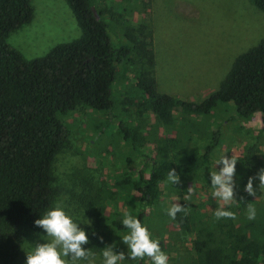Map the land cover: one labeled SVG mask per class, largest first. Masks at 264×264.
<instances>
[{
    "label": "rangeland",
    "instance_id": "1",
    "mask_svg": "<svg viewBox=\"0 0 264 264\" xmlns=\"http://www.w3.org/2000/svg\"><path fill=\"white\" fill-rule=\"evenodd\" d=\"M94 4L106 11L105 19L116 41L129 43L125 33L132 31L136 43L112 87L114 109L110 114L78 105L60 116L64 138L51 166L56 190L53 208L60 206L85 231L94 221L86 213L89 198L97 193L103 197L123 195L125 192L117 189L114 181L137 176L144 164L141 154L154 157V144L162 138H173L179 143L175 152L178 180L161 185L160 198L154 205L140 206L145 214L143 226L151 239L162 243L167 264L191 263L199 227L209 228L216 239L229 242L225 231L234 226L248 241L264 242V188L254 180L256 194L250 196L242 185L264 168V115L232 120L236 117L234 105L219 103L206 116L173 109V124L164 126L137 99L129 104L140 71L154 80L158 94L202 102L218 90L234 60L264 38V12L249 0H94ZM31 6L32 21L7 39L26 60L42 57L54 46L80 37L81 31L65 0H31ZM119 123L143 132L147 140L144 150L123 138ZM219 129V143L210 153L208 164H203L204 148ZM224 155L237 158L233 200L227 204L212 195L210 179V173L223 166L216 161ZM181 167H186L187 172ZM130 197L138 205L139 195L133 192ZM179 202L192 212V232L181 230L168 215ZM108 203L103 222L109 241L106 248L114 254H125L117 264H152L147 256L132 260L123 240L130 231L117 230L110 224L118 212H124L127 206L133 208L134 202ZM250 204L255 209L254 219H248ZM218 209L234 213L235 219L217 218ZM50 241L47 235L38 238L28 233L21 244L22 254L26 256L37 245ZM88 253V258L76 264H102V254Z\"/></svg>",
    "mask_w": 264,
    "mask_h": 264
},
{
    "label": "trees",
    "instance_id": "2",
    "mask_svg": "<svg viewBox=\"0 0 264 264\" xmlns=\"http://www.w3.org/2000/svg\"><path fill=\"white\" fill-rule=\"evenodd\" d=\"M65 1L81 31L80 37L54 46L42 57L26 60L7 39L32 21L31 0H0V264H25L21 250L25 236H46L35 221L53 208L56 190L51 166L64 138L60 116L78 105L110 114L114 109L112 87L136 43L132 31L125 33L129 43L116 41L105 19L106 11L97 9L94 0ZM249 1L264 12V0ZM135 88L129 104L137 99L164 126L173 124V109L206 116L219 103L234 105L236 117L232 120L264 115V38L234 60L218 90L200 103L158 94L154 80L144 71L139 72ZM118 130L138 149L147 146L139 129L119 123ZM219 138L220 129L204 148L203 164H208ZM178 144L173 138H162L154 144V157L142 153L144 164L137 176L114 181L116 188L125 192L123 195L103 197L97 193L89 198L86 213L94 221L85 230L87 251L102 254L108 246L103 224L108 202H134L133 208L127 206L111 221L115 229L130 231L122 224L126 215L140 220L143 226L145 214L140 206L154 205L160 198L161 185L169 180V171L174 170L176 175ZM181 170L187 172L186 167ZM242 185L246 186L245 182ZM133 192L139 195L138 205L130 197ZM177 206L182 211L175 214V219L171 217L172 221L181 230L192 232L191 210L184 202ZM225 238L229 242L216 239L209 228H197L194 258L189 264H264V242L248 241L234 226H228ZM159 246L162 249V243Z\"/></svg>",
    "mask_w": 264,
    "mask_h": 264
},
{
    "label": "clouds",
    "instance_id": "3",
    "mask_svg": "<svg viewBox=\"0 0 264 264\" xmlns=\"http://www.w3.org/2000/svg\"><path fill=\"white\" fill-rule=\"evenodd\" d=\"M216 164L223 166L219 171L214 170L210 173L211 186L213 188L212 195L227 204L233 200L232 181L237 158L235 156L229 158L224 155L216 161ZM168 179L173 182L178 180L174 170L169 171ZM254 180H259L258 187L264 188V168L260 169L255 177H249L244 191L250 196H255L256 194ZM187 191L191 193L192 188ZM185 198L188 199L189 197ZM180 211H182L181 207L173 205L169 209L168 215L175 219V214ZM215 216L217 218L235 219L234 213L220 209L215 212ZM254 218L255 209L250 204L248 207V219ZM35 224L44 229L51 241L37 245L31 253L26 255L25 264H76V261L88 258V251L82 247L88 244L87 233L79 228L60 206L48 210L42 218L35 221ZM122 224L130 230L129 234L123 237V240L128 245L132 260L143 259L147 256L151 258L152 264H167V255L161 251L159 242L150 238L147 228L142 226L140 220L131 215H126L122 220ZM62 256L69 259L66 261L62 259ZM102 256V264H117V261H122L125 258L124 253L114 254L111 248H105Z\"/></svg>",
    "mask_w": 264,
    "mask_h": 264
},
{
    "label": "water",
    "instance_id": "4",
    "mask_svg": "<svg viewBox=\"0 0 264 264\" xmlns=\"http://www.w3.org/2000/svg\"><path fill=\"white\" fill-rule=\"evenodd\" d=\"M92 11L95 13V9L94 8H92ZM97 18H98V16H96Z\"/></svg>",
    "mask_w": 264,
    "mask_h": 264
}]
</instances>
